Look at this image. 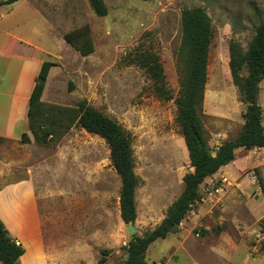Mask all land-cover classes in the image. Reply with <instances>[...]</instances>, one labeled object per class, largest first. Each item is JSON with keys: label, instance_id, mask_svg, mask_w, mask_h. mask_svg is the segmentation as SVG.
Returning <instances> with one entry per match:
<instances>
[{"label": "rangeland", "instance_id": "374dc122", "mask_svg": "<svg viewBox=\"0 0 264 264\" xmlns=\"http://www.w3.org/2000/svg\"><path fill=\"white\" fill-rule=\"evenodd\" d=\"M26 1L1 7L6 17L1 26L18 23L17 35L56 57L48 58L55 67L45 103L71 107L86 100L130 135L140 179L135 235H145L160 224L182 193L184 176L193 171L176 121L182 11L201 6L212 19L200 116L207 143L216 149L242 132L246 111L231 78L229 43L247 50L264 20V0H105V17L96 16L88 0H30L52 19L56 35L65 38L88 27L94 52L87 56L66 41L61 46L42 26L39 35L33 34L30 27L37 24L26 25L32 18ZM139 51L158 56L174 99L157 96L134 61ZM259 87L264 112V80ZM29 137L26 143L0 142V161L12 164L0 187L24 182L0 192V217L25 249L20 264H99L102 249L112 250L105 264H122L130 237L120 216L121 180L105 140L79 126L45 145ZM246 154L264 159V148ZM224 175L228 181L222 191L207 194L200 188L197 215L188 213L174 233L153 242L145 264H264V161L245 168L237 181Z\"/></svg>", "mask_w": 264, "mask_h": 264}, {"label": "trees", "instance_id": "16d2710c", "mask_svg": "<svg viewBox=\"0 0 264 264\" xmlns=\"http://www.w3.org/2000/svg\"><path fill=\"white\" fill-rule=\"evenodd\" d=\"M19 0H0V7ZM149 1V0H144ZM98 17L108 15L105 0H88ZM182 36L177 51L180 73V91L175 98L176 121L179 124L193 171L184 178V189L168 207L163 220L143 236L130 238L126 258L122 264H145L149 246L158 239L174 233L187 217L191 207L200 200V188L205 179L231 163L236 150L264 148V112L259 103L260 83L264 80V20L257 26L247 50L242 51L238 42L229 43V70L240 99L246 105L242 132L234 139L212 149L206 140L202 119L204 93L208 80V62L214 31L210 15L201 6L186 8L181 15ZM65 39L87 56L94 52V42L89 28L75 30ZM135 63L145 70L154 84L155 93L163 100L174 99L167 87L166 74L158 56L150 51H139ZM53 63L44 61L30 95L28 107L29 129L36 143L45 145L53 139H61L73 126H79L90 134L103 138L110 149L111 163L121 180L120 216L125 224L137 219L136 190L140 179L135 172L132 140L124 128L113 118L89 105L86 100L67 107L48 104L42 96ZM4 139L0 137V142ZM26 133L22 142H29ZM261 182V181H260ZM264 224V220H263ZM25 249L17 245L0 218V262L20 264ZM99 264H105L112 250L102 249Z\"/></svg>", "mask_w": 264, "mask_h": 264}, {"label": "crops", "instance_id": "0c3cea01", "mask_svg": "<svg viewBox=\"0 0 264 264\" xmlns=\"http://www.w3.org/2000/svg\"><path fill=\"white\" fill-rule=\"evenodd\" d=\"M21 1L22 0H19L14 4L5 6L15 7ZM26 6H28V12L30 14L29 16L32 17L31 20L26 23V25L33 22L37 24V26L31 25L30 27L33 34L39 35L41 32L39 26H42L48 31L47 34L51 36L53 40L60 42L61 46H65V41L67 44L69 43L63 35L59 36L54 34V22L44 11L38 8L36 4L28 0L26 1ZM5 18L6 17H3L2 13H0V137L6 141H13L17 143L22 141L23 133H26L28 136L30 134L32 135L29 129L28 107L30 95L40 72L41 65L44 61H50L48 58L56 57L51 53L50 50H47L43 46H39L38 44L33 43L31 40L17 35L19 31L18 28L20 26L18 23H16L14 26L13 23H11L6 25V27H2L1 22ZM53 67L55 66L51 67L47 82L51 78ZM42 101L45 102L43 100V96ZM18 129H20L19 132ZM249 151L251 150L238 148L236 150L235 160L221 167L214 175L207 177L201 187L204 188L207 183L214 179L220 178L221 176H225L224 174L229 175L234 181H237L239 180L240 176L242 175V171L245 170V168L264 161V159H261V157H255L257 155L250 157L249 154H246ZM243 157H247L250 160V164H242L244 162ZM11 166L12 164H10L8 160L5 162L0 161V179L6 175L8 169ZM260 181L261 187L263 188L262 180L260 179ZM21 183L24 182H9L8 184L0 187V192L5 191L10 186ZM193 211L190 213H194ZM200 213L201 211H199V214ZM7 229L11 231L8 227ZM11 234L14 239H20L21 241L19 234H15L13 231H11ZM148 252L149 248L147 253ZM157 264L162 263L158 262Z\"/></svg>", "mask_w": 264, "mask_h": 264}, {"label": "built area", "instance_id": "2783aa9c", "mask_svg": "<svg viewBox=\"0 0 264 264\" xmlns=\"http://www.w3.org/2000/svg\"><path fill=\"white\" fill-rule=\"evenodd\" d=\"M227 181H228V179L225 176H221L220 178L214 179L211 182H209L207 185H205L204 191L207 194H212L213 192L217 193L220 190H222V187L227 183ZM193 210H194V206L191 207V210L189 211V213L192 212ZM15 243L17 245H20L19 240H15Z\"/></svg>", "mask_w": 264, "mask_h": 264}, {"label": "water", "instance_id": "95a60500", "mask_svg": "<svg viewBox=\"0 0 264 264\" xmlns=\"http://www.w3.org/2000/svg\"><path fill=\"white\" fill-rule=\"evenodd\" d=\"M127 229H128V233H129L130 238H132L138 231L133 222H129L127 224Z\"/></svg>", "mask_w": 264, "mask_h": 264}]
</instances>
